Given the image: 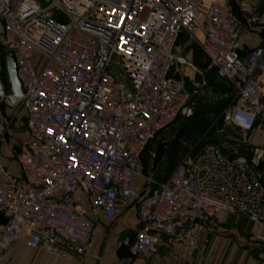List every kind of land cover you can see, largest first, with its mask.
Listing matches in <instances>:
<instances>
[{
	"label": "built area",
	"instance_id": "obj_1",
	"mask_svg": "<svg viewBox=\"0 0 264 264\" xmlns=\"http://www.w3.org/2000/svg\"><path fill=\"white\" fill-rule=\"evenodd\" d=\"M235 1L0 0L28 129L21 175L0 164V264L18 243L83 260L96 217L114 222L131 205L138 227L121 245L133 257L148 260L167 240L195 248L223 213L253 220L264 241L261 148L250 158L210 143L184 154L164 181L142 168L158 134L193 114L183 36L234 89L226 123L240 132L264 124V44L241 56L255 17Z\"/></svg>",
	"mask_w": 264,
	"mask_h": 264
},
{
	"label": "crops",
	"instance_id": "obj_2",
	"mask_svg": "<svg viewBox=\"0 0 264 264\" xmlns=\"http://www.w3.org/2000/svg\"><path fill=\"white\" fill-rule=\"evenodd\" d=\"M230 1L232 3L237 2L235 0ZM245 1L253 6L255 22L253 29L243 33L240 38V54L243 58H246L251 50L264 44V0ZM0 39L3 43L1 19ZM180 44L184 48V56L191 62L193 51L189 50L188 53L187 50L195 44L191 43L186 36L181 38ZM185 53L188 54L185 55ZM1 60L3 67V56ZM189 79H192L191 76ZM231 132L235 136L236 133ZM239 135L238 137L244 139L250 148L245 153L248 157L253 156V149H262L259 172L264 183V124L259 123L252 131L239 132ZM27 138L28 133L21 135V137L18 136L16 144L22 145ZM17 154L13 155L10 145H0V164L11 174L20 176L21 167ZM157 168L154 169L158 172ZM134 185L138 191L144 192L141 178L138 180L135 177ZM3 221L4 218L0 214V223ZM137 227V210L134 205H131L114 222L108 221L101 215L96 217L93 238L88 254L83 260L76 256L66 259L56 258L44 250L33 249L22 243L13 245L4 253V258L7 264H119L120 262H124V264H264V241L257 238L258 226L248 217H237L223 213L214 227H205L202 230L201 240L195 248H186L167 240L165 245L159 248L148 260L129 255L127 249L121 245L126 237L134 235ZM260 233L264 236V227ZM2 254L0 250V256Z\"/></svg>",
	"mask_w": 264,
	"mask_h": 264
},
{
	"label": "rangeland",
	"instance_id": "obj_3",
	"mask_svg": "<svg viewBox=\"0 0 264 264\" xmlns=\"http://www.w3.org/2000/svg\"><path fill=\"white\" fill-rule=\"evenodd\" d=\"M189 50L193 51L191 59L193 66L187 68V73L192 79L186 77L185 82L192 96L198 97L194 100L193 114L189 117L190 123L177 128L179 122H176L173 126L161 132L143 156L142 164L148 162L149 167L154 164L159 140L164 134L169 135V149L159 163L163 173H166L176 164L184 154L199 150L210 143L218 144L229 153L245 154L250 150L244 139L238 137L240 131L235 130L225 121L223 113L232 100L230 98L231 88L218 82L214 71L208 68L206 58L202 52L194 46L187 50L188 53ZM4 52L5 47L0 39V79H3L4 76L1 60ZM188 53H185V55ZM231 131L237 134H235L236 137L233 136ZM25 133H28V129L22 107L20 105L11 106L8 103L0 105V145H10L13 155H16L21 146L16 144V140L18 136L21 137ZM259 168L260 165L258 170ZM136 178L139 180V175Z\"/></svg>",
	"mask_w": 264,
	"mask_h": 264
},
{
	"label": "water",
	"instance_id": "obj_4",
	"mask_svg": "<svg viewBox=\"0 0 264 264\" xmlns=\"http://www.w3.org/2000/svg\"><path fill=\"white\" fill-rule=\"evenodd\" d=\"M3 67L4 76L3 80L6 85V97L9 103L13 106L17 105L22 98V85L18 78V65L13 52L6 50L3 55ZM197 96L192 98V102L197 99ZM170 144V136L164 134L159 140L155 158H154V168L161 162L164 155L166 154Z\"/></svg>",
	"mask_w": 264,
	"mask_h": 264
},
{
	"label": "trees",
	"instance_id": "obj_5",
	"mask_svg": "<svg viewBox=\"0 0 264 264\" xmlns=\"http://www.w3.org/2000/svg\"><path fill=\"white\" fill-rule=\"evenodd\" d=\"M194 47L195 48H197V50H199L200 52H202V50L200 49V47H198L197 45H194ZM203 53V52H202ZM203 55H204V53H203ZM204 57L206 58V56L204 55ZM206 62H207V65H209V62H208V60H207V58H206ZM214 71V70H213ZM214 74H215V77H216V79L218 78L217 77V75H216V72L214 71ZM218 80V79H217ZM218 82H220V83H223V84H225V85H228L230 88H231V90H232V92L230 93V98H232V95H233V91H234V89H233V87L230 85V84H228V83H226V82H224V81H222V80H218ZM5 104V103H4ZM1 105H3V104H1ZM190 118H182V117H179L178 119H177V121L176 122H179V125L177 126V128L178 127H180V126H185V125H188L190 122ZM160 134V133H159ZM158 134V135H159ZM154 142L155 141H153L151 144H149L148 145V147L146 148V150L144 151V153L147 151V149H149L153 144H154ZM169 149V148H168ZM168 151V150H167ZM223 151L225 152V153H227V154H230L229 152H226L224 149H223ZM144 153L142 154V163H143V156H144ZM231 154H233V153H231ZM180 160V159H179ZM179 160H178V162H179ZM177 162V163H178ZM176 163V164H177ZM176 164H174L166 173H163L162 172V167L158 164L156 167H158L157 169H158V172H157V170L156 169H154V171H155V173H156V176H157V178L158 179H161L160 181H164L167 177H168V175H169V173L171 172V170L175 167V165ZM142 167H143V172H148L150 169H153V164H151V166L149 167V164H148V162H144V164H142ZM164 174V175H163ZM160 175H161V177H160Z\"/></svg>",
	"mask_w": 264,
	"mask_h": 264
}]
</instances>
